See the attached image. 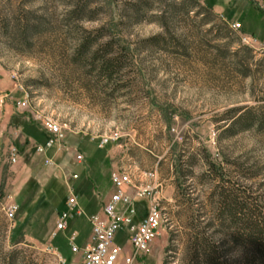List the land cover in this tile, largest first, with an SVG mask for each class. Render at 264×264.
Here are the masks:
<instances>
[{
    "label": "rangeland",
    "instance_id": "1",
    "mask_svg": "<svg viewBox=\"0 0 264 264\" xmlns=\"http://www.w3.org/2000/svg\"><path fill=\"white\" fill-rule=\"evenodd\" d=\"M251 38L264 46V0H0V92L11 98L0 104V264L70 260L68 236L91 241L88 218L126 153L164 183L167 221L139 264H260L264 51ZM46 119L64 138L41 154ZM174 144L182 188L168 180ZM96 162L102 183L86 170ZM70 189L85 215L55 235ZM224 196L242 210L221 209Z\"/></svg>",
    "mask_w": 264,
    "mask_h": 264
},
{
    "label": "built area",
    "instance_id": "2",
    "mask_svg": "<svg viewBox=\"0 0 264 264\" xmlns=\"http://www.w3.org/2000/svg\"><path fill=\"white\" fill-rule=\"evenodd\" d=\"M232 28L238 30L241 25L232 23ZM250 40L253 46H260L259 49L264 51V46L257 40ZM9 99V94L0 92V104ZM16 104L26 108L27 100ZM43 126L49 137L44 144L37 147L41 154L56 145L61 146L64 138L62 126L56 121L46 119ZM118 138L117 133L102 137L100 145L105 146ZM76 158L82 160L81 155ZM17 159L18 152L12 148L11 161L16 163ZM46 162L51 163L49 160ZM73 178L78 179V175H73ZM111 183L114 191L103 204L101 213L88 218L92 226L91 241L82 247L77 242V233H70L68 242L72 258L67 260L58 255L60 264H139L149 252L151 244L167 221L162 206L164 183L159 179L158 171L142 170L130 162L111 174ZM143 200L147 201V215L138 220L137 204ZM17 209L14 204L8 206L5 209L6 216L12 219ZM82 215H85V211L70 189L66 210L59 214L56 222L55 235L67 232L74 218ZM119 236H123L125 245H129L130 253L126 252L125 245L117 243Z\"/></svg>",
    "mask_w": 264,
    "mask_h": 264
},
{
    "label": "trees",
    "instance_id": "3",
    "mask_svg": "<svg viewBox=\"0 0 264 264\" xmlns=\"http://www.w3.org/2000/svg\"><path fill=\"white\" fill-rule=\"evenodd\" d=\"M202 8L204 10L211 11L213 7L212 5H206L205 7H202ZM162 116L164 118V121L166 122L167 131H169L171 129V122L173 119L171 116H168L166 114V111L164 109L162 110ZM237 122H239V119ZM253 124H254V119L250 121V124L248 125V127H251ZM173 147H174L173 149H174L175 158L172 160V166H171L172 174H173V177L176 176V185L178 186V188H182L183 183L181 182V179L184 176L183 168L186 165L185 164L186 162L183 160L185 152L183 150L182 152L176 153L177 144H174ZM212 164L214 163H209L210 169H211ZM233 203L234 204L228 203V198L224 196L221 202L219 203V205L221 209L227 210L230 212V214L234 215L235 211L242 210V208L239 207L238 205L239 203H237L236 200ZM257 247H258L257 248L258 250L256 251V254H257L256 261H259L260 264H264V243L263 241H261V243Z\"/></svg>",
    "mask_w": 264,
    "mask_h": 264
},
{
    "label": "crops",
    "instance_id": "4",
    "mask_svg": "<svg viewBox=\"0 0 264 264\" xmlns=\"http://www.w3.org/2000/svg\"><path fill=\"white\" fill-rule=\"evenodd\" d=\"M132 161H134V159H133V156L131 155V153H126V154H124L123 156H122V158L120 159V162H119V164H117V165H114L113 167L114 168H117V166L118 165H121V166H123L124 164H126V163H132ZM135 162V161H134ZM158 163V162H157ZM136 164V163H135ZM153 169H156L157 171H158V167L157 166H155ZM153 169H151V170H153ZM86 170H87V172H88V176H90V175H92L93 176V178L95 179V181H97V182H99V183H102L103 181H104V178H105V175H106V168L105 167H99L98 165H97V162L96 163H94L92 166H89V167H87L86 168ZM158 173H159V171H158ZM160 175V174H159ZM172 179H173V174H172V170H171V172H170V176H168V180L169 181H172ZM110 185H111V188H113L112 187V183H111V179H110ZM144 205H145V203H138L137 204V208H138V212L139 213H143L144 211H143V209H144Z\"/></svg>",
    "mask_w": 264,
    "mask_h": 264
},
{
    "label": "bare ground",
    "instance_id": "5",
    "mask_svg": "<svg viewBox=\"0 0 264 264\" xmlns=\"http://www.w3.org/2000/svg\"><path fill=\"white\" fill-rule=\"evenodd\" d=\"M48 120H52V119H48Z\"/></svg>",
    "mask_w": 264,
    "mask_h": 264
}]
</instances>
